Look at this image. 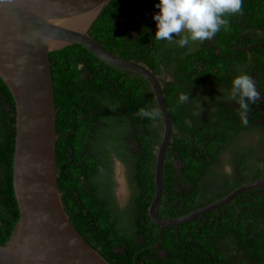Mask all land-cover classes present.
Masks as SVG:
<instances>
[{
    "label": "trees",
    "instance_id": "16d2710c",
    "mask_svg": "<svg viewBox=\"0 0 264 264\" xmlns=\"http://www.w3.org/2000/svg\"><path fill=\"white\" fill-rule=\"evenodd\" d=\"M158 2L108 0L88 33L117 57L141 63L154 74L165 67L173 78L162 81V92L179 134H172L167 146L163 190L155 212L174 217L264 176V138L258 142L260 147L241 152L238 159L230 158L233 171L224 174L220 158L236 134H209L214 124L193 119L189 100L179 103L181 93L189 94L204 84L205 88L220 86L226 96V88L232 85L230 70L246 74L253 63L259 68L253 73H259L258 83L263 85L264 0H244L243 13L227 17L229 29H221L208 47L203 42L186 59L182 57L186 52L154 37ZM48 59L56 108L60 200L88 244L110 264H264V184L246 188L228 202L178 224L152 222L146 209L154 191L162 120L161 116L149 120L138 115L141 108L158 109L148 81L106 64L79 44L51 50ZM257 106L252 114L260 116L264 101ZM106 112L109 119L123 118L139 126V135H132L137 150L132 147L125 152L131 193L122 208L113 195L111 149L84 146L86 128L95 131L96 121ZM13 137V100L0 79L1 244L17 218L11 184ZM208 173L219 182L207 185Z\"/></svg>",
    "mask_w": 264,
    "mask_h": 264
},
{
    "label": "water",
    "instance_id": "95a60500",
    "mask_svg": "<svg viewBox=\"0 0 264 264\" xmlns=\"http://www.w3.org/2000/svg\"><path fill=\"white\" fill-rule=\"evenodd\" d=\"M107 2L0 0V79L14 106L11 184L17 207L9 236L0 243V264H110L74 228L60 200L56 108L48 53L66 45L79 44L106 64L141 76L151 87L162 120L155 151L154 191L146 209L152 222L178 224L228 202L246 188L264 184V176L251 179L183 214H156L173 124L159 77L141 63L117 57L88 33Z\"/></svg>",
    "mask_w": 264,
    "mask_h": 264
},
{
    "label": "flooded vegetation",
    "instance_id": "af4514ba",
    "mask_svg": "<svg viewBox=\"0 0 264 264\" xmlns=\"http://www.w3.org/2000/svg\"><path fill=\"white\" fill-rule=\"evenodd\" d=\"M159 12V11H158ZM213 39V38H212ZM211 40H207L204 42H207L206 47L209 46V43L212 42ZM179 40V37L174 36L173 42H169L165 40L166 44H169L168 47H172L175 50L186 52L184 56H182L184 59L188 58V55L198 49L200 45H202L203 42H197L192 43L190 42L185 47H180L175 41ZM248 46H246L244 49H247ZM248 53L246 52V55ZM190 61V60H189ZM248 66V64L246 63ZM249 69L247 70V75L251 76L253 80L256 83L257 91L260 93V99L255 103L254 106L253 103L250 102V105H253L250 108V111L248 112V125L245 126L240 118V109L239 105L231 100L229 98V93L231 91V87L226 88V92L228 93L225 96V92L222 91L221 87L218 86L216 88H211L212 86L208 85V87H199L198 90L193 89V92L189 93V107L190 115H192L193 119L196 121H205V122H212L213 125V132L209 134H236L230 142L227 144L224 153L228 154L229 157L227 160L229 161L231 170L233 171L232 167L234 165V162L230 160L231 159H238L240 158L241 152H249L253 147H257L260 144L258 142L264 138V107H261L260 109V116L253 115L252 113L255 112V108L258 107V102L264 101V94H262L261 88L264 89V71L262 73L263 76V85L258 83V76L259 73L253 71L257 70L259 71L258 67L255 66V63L248 66ZM232 72V75L228 76L229 81L232 84V80L234 77H236L238 74L234 72L233 69L230 70ZM155 76L159 77L162 81H168L172 80L173 78L170 75L169 70H167L165 67L160 66V70L154 74ZM206 85V86H207ZM228 97V98H225ZM231 104V107H228V104ZM196 113V115H193V113ZM238 113V116H235L233 113ZM103 114L100 120H97L96 130L93 131L92 127L88 126L86 128V131L83 134H86L85 140H84V146H89L90 148L93 147L98 151H104L105 148H110L111 151L110 155L112 157V171H113V190L115 186V175H114V164L118 162L124 170H127V166L125 163L126 158V151H129L132 147L133 150H137V142L132 137V135H139V126L138 123L135 121L129 122L128 120L122 119H109L106 115ZM199 113V115H197ZM83 117H86L84 115ZM198 126H202L199 124ZM173 128V127H172ZM162 132V131H161ZM172 134H179V132H176L173 128ZM246 137H248L247 140H244ZM167 150V148H166ZM116 151L119 152V154L116 153ZM166 153V152H165ZM223 153V154H224ZM121 156V157H120ZM165 158V156H164ZM222 158H220L221 160ZM213 177V176H211ZM208 180V179H207ZM207 180H205L207 182ZM220 180V179H219ZM221 181V180H220ZM216 179L210 178L207 182V185L218 183ZM113 191L114 199L115 194ZM116 202V199H115ZM117 207L122 208L125 206L126 203L123 205H119L117 202Z\"/></svg>",
    "mask_w": 264,
    "mask_h": 264
},
{
    "label": "clouds",
    "instance_id": "9594fccd",
    "mask_svg": "<svg viewBox=\"0 0 264 264\" xmlns=\"http://www.w3.org/2000/svg\"><path fill=\"white\" fill-rule=\"evenodd\" d=\"M243 4L244 0H159L156 4L159 12L153 16L156 23L154 37L169 42H173L174 36L179 37L175 42L180 47L190 42L211 40L221 29H229L230 21L227 17L242 14ZM229 97L239 105L241 121L247 126L249 101L255 104L260 99L253 78L243 73L234 77ZM188 100L189 94H180L179 103ZM138 115L156 120L160 112L158 109L141 108ZM224 170L229 174L231 172L229 165H225Z\"/></svg>",
    "mask_w": 264,
    "mask_h": 264
},
{
    "label": "rangeland",
    "instance_id": "374dc122",
    "mask_svg": "<svg viewBox=\"0 0 264 264\" xmlns=\"http://www.w3.org/2000/svg\"><path fill=\"white\" fill-rule=\"evenodd\" d=\"M248 137H246L244 140H247ZM229 157L228 154L224 153L221 156V160H222V166L220 167V171L223 172L224 174H229L225 172V165H229L231 163H229V161L227 160V158ZM231 168V166H230ZM232 172V170H231ZM230 172V173H231ZM114 175H115V186H114V194H115V199L116 202L119 205H123L124 203L127 202V200L130 197V193H131V186H130V182L128 180V175H127V170H124L123 167L116 162L114 164ZM210 177V173L207 174V178Z\"/></svg>",
    "mask_w": 264,
    "mask_h": 264
}]
</instances>
